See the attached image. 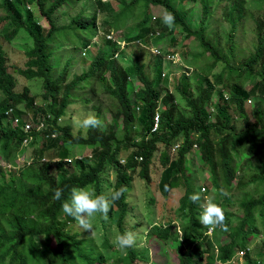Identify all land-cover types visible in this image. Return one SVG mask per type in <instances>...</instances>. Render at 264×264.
Instances as JSON below:
<instances>
[{
	"label": "trees",
	"instance_id": "1",
	"mask_svg": "<svg viewBox=\"0 0 264 264\" xmlns=\"http://www.w3.org/2000/svg\"><path fill=\"white\" fill-rule=\"evenodd\" d=\"M77 1L79 0H28L32 6L37 8L38 16L45 18L48 22L49 25L45 29L32 7L21 8L19 0H0V6L7 11L6 16L10 18L12 24L10 32L5 33L4 36L10 38L20 28H25L32 38V46L25 53L27 59L24 67H18L17 72L27 79L42 78V86L46 90L44 95L50 96V102L45 109L33 108L28 102H34L36 97L28 96L26 87L20 92H15L13 88L17 83L16 78L10 73L12 70H8L6 55L0 48V158L8 162L15 160L22 148L32 146L33 140L38 135H45V149L47 151L56 150V155L49 154L50 158L55 159L56 156L60 158L62 156V160L66 159L62 144L70 143L72 138L69 137V127H61L58 119L69 103L70 92L98 78L102 84V90L118 99L122 105V109L116 115V120H119L121 130L123 128L124 132L120 133L125 137V141L133 139L132 144L128 142L125 148L132 145V156H140L143 159L140 175H145L150 157L157 151L161 154L159 159L162 165H166L170 159L169 154L173 142L181 138L177 158L161 174L158 185L160 189L167 191L169 189L168 180L175 174H181L186 182L180 205L181 236L172 230L173 225L169 223L152 227L147 237L151 247L152 261L156 264H202L207 259L210 264H216L217 261L220 264H228L233 261L237 251H246L244 257L246 264H264L262 260L253 259L250 256V249L245 246L247 238L240 239L241 233L243 236L242 230L244 233L256 230L255 210L258 209L264 213V172L259 171L260 168L264 169L263 18L255 20L256 41L253 47L249 48V54L244 56L237 66H231L229 57L234 55L236 34L230 32L229 38L222 41L218 35L206 29L209 23V17H206L209 8L206 3L209 0H193L201 5V18L197 27L191 26V22L187 20L188 11L180 2L175 3L174 0H128L126 2V0H121L124 2L123 8L135 6L139 1L163 6L172 16V27L184 33V38L195 37L201 47V52L186 60L191 67H194L192 74L186 75L184 72L175 85L191 110V117L185 118L177 110L172 94L166 91L162 96L163 89L158 88L161 82L162 59L158 56L154 58L155 73L150 77L151 79L145 75L142 64L137 59H129L128 63L123 65L119 61L118 53H123L124 48L120 49L116 36L110 31L116 30L113 27L103 28V32L107 33H102L103 35L100 36L101 42L98 43L95 53L90 56L85 70L72 74L62 87L61 96H57L60 84L67 74L69 62H62L60 72L58 71L57 76L53 78V66L49 61L47 47L56 31L63 28L56 25V13ZM246 1L248 0H227L224 17L231 23V31H234L238 23H241ZM171 2L174 4H170ZM93 3L95 8L93 12L109 9L112 6V1L109 0H93ZM94 20V16L89 15V12L79 10L70 18L68 27H77L78 30H85L91 35L97 28ZM145 20L146 17L143 18L140 26L130 28L128 33H123L126 43L141 41L145 44L147 42V35L156 29L155 23L151 27L145 25ZM159 29L166 30L170 39L175 40L171 29L163 26ZM135 30L139 31L132 35L131 33ZM105 34H110V36L104 38ZM87 44L88 40H85L83 46ZM204 53H207V57H212V60L209 64L206 62L204 69H200L201 76L197 73L195 66L197 57ZM61 57L62 53L60 62ZM219 61L227 64L228 76L223 78L222 87L216 88L215 81L209 79L207 72ZM104 73H108L109 78L105 81L102 77ZM133 73L142 83L143 88L138 91L139 96L132 95L131 97L125 93V88L130 74ZM246 82L249 84L248 87ZM213 97L214 100H212ZM21 100L27 101L23 104L24 107L33 110V123H37L35 118L41 117L45 120L46 114L51 113L52 119L46 120L48 128L37 131L34 126H30L26 129L28 122L22 118L23 111L17 104ZM247 100H250L249 106ZM159 101L163 103V108L158 106ZM131 103L135 104L139 110L137 119H135L134 106ZM207 106H211L212 110H207ZM8 107H10V121L3 117V110ZM95 119L90 124L93 127H95ZM135 121L139 127L133 125ZM237 121L240 124V130L236 128ZM153 124L157 127L153 128ZM97 130L93 133L87 131L86 137L89 140H82L87 147L91 148V164L84 166L81 161L77 173L61 172L56 178H48L47 185L40 186L34 181H26L22 178L27 176L23 172H11L0 168V180L4 181V187L0 189V264H77L76 260L80 256L77 242L83 240L77 239L75 233L70 232L69 229L74 226L82 228L84 219L78 217L77 213L70 208L73 189L81 186L80 184H91L94 190L93 196L100 204L102 194L98 186V174L105 161L117 163L116 156L122 150V140L116 136L117 133L112 130V127L107 128L106 134L102 130ZM52 134L56 136L52 137ZM132 134L136 138H133ZM23 141L27 144L23 145ZM193 146L200 149V157L206 165V171L212 177L211 186L216 196L221 194L227 197L225 190L233 187L234 180V184L240 188L250 182L255 183L256 187H263V192L257 197L246 193V198L239 202L242 212L239 220L237 215L234 216L237 219V225L232 230L236 235L232 234L227 242L222 243L215 231L218 228L221 229L220 231L225 230V224L218 222V217L216 221L218 223L212 228V234L204 236V246L200 242L202 239L199 231L201 225L197 219L199 218L198 211L203 213L204 209L201 208V197L193 190L192 179L186 164L187 155ZM40 158H42L41 154L33 156L29 171L36 167ZM253 160L256 164H253ZM135 163L136 160L132 157L124 160L119 176L109 192L110 208L117 209L116 224L120 231H122V218L127 208L122 192L129 185L130 180V175L125 170L133 169ZM60 164L65 163L61 161ZM246 171L248 180L245 181ZM5 188L9 193H4ZM185 207H189L188 211ZM186 213L190 216L188 223L183 222ZM75 221L79 224L74 225ZM36 236L42 241L35 240ZM121 243L124 247V255L120 257L117 264L135 263V251L123 234ZM105 244L106 240L101 243V246ZM171 244L176 247L178 253L170 251L167 255L166 251L169 250ZM97 258L101 259L100 252L90 258L89 264H93ZM153 262L150 261L149 264H154Z\"/></svg>",
	"mask_w": 264,
	"mask_h": 264
},
{
	"label": "rangeland",
	"instance_id": "2",
	"mask_svg": "<svg viewBox=\"0 0 264 264\" xmlns=\"http://www.w3.org/2000/svg\"><path fill=\"white\" fill-rule=\"evenodd\" d=\"M19 6L23 9L33 8L35 15L40 20V24L46 29L48 22L45 18L38 16V10L35 6H32L28 0H19ZM112 1V6L109 9L94 11L93 0H79L68 7H65L60 12L56 13L55 22L63 28L56 31L52 40L49 41V61L53 66L52 77L57 76L60 72L62 62H69L67 67V74L64 76L62 83L60 84V90L57 94L61 96L63 92V86L68 81L72 74L79 73L85 70L88 65L90 56L95 53V49L98 43L101 42V35L103 28L113 27L116 30H110L114 35L124 41L122 42L123 53L119 55V61L126 65L129 59H137L142 64V70L149 79L155 73L154 58L160 57L162 59L160 78L161 82L158 88L163 89L162 96L167 91L172 94L174 104L185 118L191 117V110L186 104L184 98L181 97L180 92L176 89L175 85L184 72L185 74H192L193 68L186 60H189L191 56L202 51L201 47L197 43L195 37L184 38V33L180 32L176 27H172V16L166 12L161 5H150L139 1L135 6H127L123 8L124 2L121 0H109ZM128 0H126L127 2ZM180 2L188 11L187 20L191 22V26L197 27L201 18V5L197 1L193 0H174ZM227 0H209L206 3L209 8V13L206 17H209V23L206 25V29H210L212 33L218 35L222 41L229 38V33L236 34V43L234 49V55H230L229 64L231 66H237L241 59L249 54V48L253 47V43L256 41L254 34L255 20H264V0H248L245 2L246 7L244 16L241 23H238L237 28L231 31V23L224 17L225 5ZM174 4V3H170ZM79 10L83 12H89V15H93L94 23L97 26L94 34H89L85 30H78L77 27H68L70 18L76 14ZM7 11L0 6V48L6 55L7 68L13 77L16 78V86L13 88L15 92H20L24 87L28 89V96H35V101L30 103L31 107L46 108V105L50 102V96L44 95L46 90L43 88L42 78L27 79L17 72V68L24 67L26 61L25 53L32 46V38L28 34L25 28H20L16 34H13L10 38L4 36L5 33H9L12 29L10 18L6 16ZM146 17L145 25L154 26L155 31H152L147 35V42L145 44L141 41H131L126 43L123 39V33L127 32L130 28L138 27L142 23L143 18ZM161 26L166 29H171L172 35L175 40L170 39V35L166 34V30L162 31ZM77 28V30H73ZM177 29V30H176ZM139 30L133 31L131 34L135 35ZM264 31V27H263ZM109 32V31H108ZM78 33V34H77ZM88 40V44L83 46V42ZM230 42V40H228ZM62 53L61 62L60 55ZM212 57H207V53L197 57V63L195 69L198 74L202 76L200 69H204L206 62L210 63ZM60 62V64H59ZM58 63L59 65H57ZM198 66V67H197ZM227 64L224 61H219L213 68L207 72L209 79L214 80L216 88L222 87L223 78H227L228 69ZM108 73H104L102 77L104 81L109 79ZM109 82V80L107 81ZM102 84L97 79L87 83L81 88H75L70 92L69 103L64 109V112L60 115L58 123L61 127H69V137L72 138L70 143L62 144V149L65 150L66 159L61 160L65 164H60V161H56L57 158H50L49 154L56 155V150L47 151L46 136L38 135L33 140V145L22 148L19 152L21 155L19 159L24 163L20 173H24L27 176L22 178L26 181H34L37 185H47L48 178H56L59 173H77L80 167L81 161L84 166L91 164V148L87 147L82 140H89L86 137L87 131L93 133L94 131L102 130L105 134L108 132L107 128L110 126L115 131L116 136L122 140V150L117 154V163L104 162L101 172L98 174V186L102 194V203L98 204L92 194L91 184H80L81 186L73 189V199L70 204L72 211L77 213V216L84 219L82 228L73 227L69 229L70 232H74L77 239L83 241L77 242L78 251L80 256L77 258V264H89L91 257L95 256L97 252H100L101 259L97 258L93 264H117L120 257L124 255L122 245V233L127 235L130 239L133 248L135 249L133 264H148L152 261L151 247L148 244V233L152 227H158L160 225L172 224V230L177 232L181 236L180 228V216H181V197L183 196L186 188V182L181 174H175L168 180L169 189L159 188V181L161 174L168 168L172 161L177 158V150L181 143V138L176 139L173 142L170 159L166 165H162L160 152H155L151 155L150 160L145 169V175H140L139 171L142 167L143 159L140 156L133 155L132 145L125 146L130 142L132 144L133 139L128 142L125 141V137L120 133L121 130L119 120H116L118 111L122 109L120 101L113 96H110L107 92L102 90ZM246 86L249 84L246 82ZM143 88L142 83L136 78L135 74H130L127 81V87L125 93L128 96L137 95ZM227 94V91L224 90ZM225 94V95H226ZM1 95V93H0ZM87 99V100H86ZM214 100V97L212 98ZM22 101V100H21ZM19 101V108L23 111L22 118L29 121L33 110L24 107L27 101ZM250 100H247L249 106ZM16 104V105H17ZM132 104V103H131ZM135 119L138 118L139 110L132 104ZM158 106L163 108V103L158 102ZM211 111V106L206 107ZM96 115V119H95ZM38 118V117H37ZM38 124L34 126L37 131L45 130L47 123L45 120L39 117ZM47 119L51 120V113H48ZM95 119V127L91 126L92 120ZM237 130H240V124L237 121ZM135 127H139L136 121L133 123ZM91 126V127H90ZM133 135V134H132ZM115 136V137H116ZM85 138V139H77ZM136 138L135 135L132 136ZM115 147V146H114ZM199 148L193 146L191 152L187 155V169L189 170V176L192 179L193 190L199 195L201 208L204 209L203 213L198 211L197 222L201 225L199 231L202 239L200 242L204 246V236L211 235L214 225L218 222L225 224V230L215 229L219 235V240L224 243L230 240L232 232L237 225V219L234 216L237 215L238 220L241 216L242 208L239 202L246 198V193L251 194L252 197H257L263 192V187L255 186V183L250 182L243 188L235 185L233 181V187L225 190L227 197H223L221 194H215L211 184L212 177L207 172L206 165L203 164L200 157ZM18 153V154H19ZM42 155L44 159L41 164L36 165L32 171H29V166L25 165L26 160H30L33 156ZM128 157H132L136 160V165L133 169H126L125 171L130 175L129 185L123 189L124 201L127 208L122 218V231L116 224L117 209L110 208V199L108 198V191L112 189L116 182L117 176L121 171V166L124 164V160ZM62 158V156H61ZM5 163L8 161L4 160ZM21 163V165L23 164ZM253 164L256 161L253 160ZM248 167L254 169L251 165ZM250 172V170H247ZM245 172V181L248 180V172ZM259 171H263L260 168ZM4 187V181L0 180V189ZM4 193H9L5 188ZM97 195V194H96ZM188 211L189 207H185ZM256 213V230L250 233H242L240 239L246 240V245L250 249V256L253 259L262 260L264 262V213L258 209ZM218 217V222L217 221ZM190 216L187 215L183 222L188 223ZM216 222V223H215ZM78 221L74 222V225H78ZM217 228V227H216ZM35 240L41 242V238L36 236ZM106 240L105 246H101V243ZM121 241V242H120ZM53 242V241H52ZM90 245V246H89ZM237 249V247L235 248ZM170 251L177 254V249L171 244L169 250L166 251L167 255ZM30 253V250L27 249ZM235 254L233 261L228 264H246L243 255ZM44 253V252H43ZM229 259V258H228ZM227 259V260H228ZM227 260L225 262H227ZM153 262V261H152ZM156 264L155 262H153ZM202 264H210L209 260L205 259ZM216 264H220L217 261Z\"/></svg>",
	"mask_w": 264,
	"mask_h": 264
},
{
	"label": "crops",
	"instance_id": "3",
	"mask_svg": "<svg viewBox=\"0 0 264 264\" xmlns=\"http://www.w3.org/2000/svg\"><path fill=\"white\" fill-rule=\"evenodd\" d=\"M104 38H106V36L104 35ZM27 59V58H26ZM10 107H8V109H9ZM8 109H6V110H8ZM6 110H3V117L5 118V119H7V120H9L10 121V119H11V117H10V114L9 115H5L4 114V112L6 111ZM10 110V109H9ZM47 115H48V113L46 114V119H45V121L46 120H48L47 119ZM31 123H32V126H35V125H37L38 124V121H37V123H33V120H32V115H31ZM56 136V134H52V137H55ZM20 153L18 154V156H17V159L20 157ZM58 160V162L60 161L61 162V158L60 157H58V159H56V161ZM3 163H5L4 161H3V158H0V168L1 169H5V170H7V171H16V172H18V173H20L19 172V170H22V168H23V165H24V163L23 162H21V160L20 159H18V160H16V161H11L10 162V165L8 166V165H6V166H3ZM9 163V162H8ZM8 163H5V164H8ZM21 163H23L22 165H21Z\"/></svg>",
	"mask_w": 264,
	"mask_h": 264
},
{
	"label": "clouds",
	"instance_id": "4",
	"mask_svg": "<svg viewBox=\"0 0 264 264\" xmlns=\"http://www.w3.org/2000/svg\"><path fill=\"white\" fill-rule=\"evenodd\" d=\"M151 5V4H150ZM106 35H109L110 36V34H105V36ZM106 38H108V37H106ZM116 42H117V44L119 45V47L121 46V43H122V40H120V39H118L117 37H116ZM120 49H122V48H120ZM27 122H29L30 123V125L32 126V123H31V118L29 119V121H27ZM19 159V158H18ZM17 158L15 159V160H13V161H16V160H18ZM44 159L43 158H40L38 161H37V164L36 165H39V164H41L42 163V161H43ZM32 161H33V158H31L29 161L28 160H26V161H24L25 162V165L26 166H30L31 164H32ZM6 165H10V162L8 163V164H5V163H3V166H6ZM20 171V170H19ZM92 187V186H91ZM92 190H93V188H92ZM94 191V190H93ZM109 192H110V190L108 191V198H109ZM101 193V192H100ZM92 194H93V192H92ZM96 201V200H95ZM102 203V202H101ZM100 203V204H101ZM123 234V233H122ZM126 236V238H128L127 237V235H125ZM128 240L130 241V239L128 238ZM130 243H131V241H130ZM132 244V243H131ZM133 247V246H132ZM134 249V248H133ZM134 251H135V249H134ZM151 263H152V261H151ZM149 264V263H148Z\"/></svg>",
	"mask_w": 264,
	"mask_h": 264
},
{
	"label": "built area",
	"instance_id": "5",
	"mask_svg": "<svg viewBox=\"0 0 264 264\" xmlns=\"http://www.w3.org/2000/svg\"><path fill=\"white\" fill-rule=\"evenodd\" d=\"M106 37H109V35H106ZM120 48H122V43H121V46H120ZM119 54V53H118ZM9 113H10V110L8 109V110H6L5 112H4V114L5 115H9ZM16 121V120H15ZM155 123H157V120H155ZM155 124H153V128H156L157 126H154ZM31 125H30V123L28 122L27 124H26V129H29V127H30ZM27 143H26V141H23V145H26Z\"/></svg>",
	"mask_w": 264,
	"mask_h": 264
},
{
	"label": "bare ground",
	"instance_id": "6",
	"mask_svg": "<svg viewBox=\"0 0 264 264\" xmlns=\"http://www.w3.org/2000/svg\"><path fill=\"white\" fill-rule=\"evenodd\" d=\"M239 254H240V256L243 255L245 257L246 251H243V252L241 251V252H239Z\"/></svg>",
	"mask_w": 264,
	"mask_h": 264
}]
</instances>
